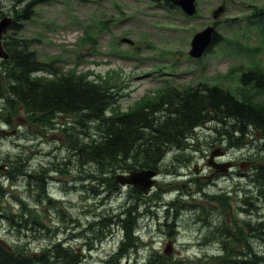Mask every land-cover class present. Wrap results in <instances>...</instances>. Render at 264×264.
Here are the masks:
<instances>
[{"label": "rangeland", "instance_id": "374dc122", "mask_svg": "<svg viewBox=\"0 0 264 264\" xmlns=\"http://www.w3.org/2000/svg\"><path fill=\"white\" fill-rule=\"evenodd\" d=\"M12 4L13 0H0V11L10 13ZM220 5L224 7V13L213 21L211 11ZM251 5L264 7V0H196L197 11L193 17L184 16L179 9L165 4L163 0H55L37 5L35 15L21 23L23 27L17 34L13 35L9 29L3 38L5 40L12 35L36 40L31 49L37 53L39 60L55 59V65L64 71L74 68L76 74H86L91 80H97V76H110L116 92L114 107H118L119 111H127L143 98H151L163 87L181 88L198 83L219 86L239 100L247 97L255 103H263L264 93L241 86L238 73H234L240 66L243 69L256 65L264 68V38L256 31V26L249 24L244 17L250 13ZM213 23H216V33L225 37L226 41L220 45L213 44L204 56L193 60L188 55L192 36ZM85 32L91 33L95 40L85 44ZM123 39L130 40L132 44ZM73 118L59 115L55 129L45 131L22 125V120L10 126L12 128L2 126L9 131L16 129L18 133L15 137L0 138V181L10 192L6 203L12 212L19 210L10 205L15 203L17 196L23 197L31 207L34 204L29 199V178L20 176L13 182L5 178L9 161H13L15 156L26 159L30 172L42 166L51 167L52 164H57L63 171L47 173L46 185L51 198L57 202L55 207L37 206L33 212L47 229L35 232L11 228L2 219L0 239L9 246H23L31 253L62 242L63 246L80 255L79 264H101L117 252L123 234L110 226V230L106 229V238L99 242L91 240L89 226L101 214L118 212L125 205L130 187H124L121 194L113 193L107 197L101 186H96L93 191L79 179L83 171L90 173L94 167L85 165L81 169L73 164V160L64 165L68 162L69 153L59 128L73 122ZM211 128L214 124H208L204 130L195 129L194 135L189 137V141L193 140L190 147L179 152V155L190 158L186 166L178 168V164L173 162L171 167L169 163L175 160H172L175 155L165 156L162 165L167 169L176 168L179 173L176 176H159L157 184L165 192L163 195H167L143 206L136 229L143 241L117 264H139L151 249L162 256L189 264L208 263L217 245L203 243L206 226L196 221V213L190 209L183 210L177 219L173 216L167 219L163 203L171 201L173 196H168L171 193L180 195L184 202L195 198L202 203V194L198 190L202 189L206 194L208 191L211 194L224 192L223 196L231 204L232 211L238 214L236 204L244 196L242 190L253 189V185L248 186L247 176L237 175V168L232 171L234 175L224 174L211 179V170H226L208 165L209 151L217 145L222 146L225 157L234 159L237 164L243 162L242 156L254 155L256 163L264 156V148L253 133L245 138V147L236 148L229 146L223 138L217 139ZM217 158L216 162L225 161ZM194 166L202 169L196 176H206V181L200 178L199 182L184 187L187 192H183L181 185L175 187L169 184L183 183L188 179L187 175H195ZM244 173H248L247 170ZM250 215L252 219L257 217L256 214ZM258 243L255 245L264 252V246Z\"/></svg>", "mask_w": 264, "mask_h": 264}, {"label": "trees", "instance_id": "16d2710c", "mask_svg": "<svg viewBox=\"0 0 264 264\" xmlns=\"http://www.w3.org/2000/svg\"><path fill=\"white\" fill-rule=\"evenodd\" d=\"M52 1L55 0H13L10 13L0 11V19L3 16L13 18L9 29L15 35L22 29L21 23L35 15L37 5ZM249 7L251 10L244 16L245 20L256 26V31L264 38V7ZM83 39L85 44L95 40L86 32ZM34 41L12 35L3 38L8 59L0 61V127H10L22 120L24 125L45 131L55 129L57 116H73V122L59 128L69 153L64 165L73 160V164L81 169L85 165L94 167L90 173L81 171L82 175H79L81 183H86L93 191L99 185L105 189L107 197L113 193L121 194L123 188L115 183L117 173L141 169L175 172L174 168L167 169L162 165L168 151L172 148L178 153H174L172 160H175L169 163L171 167L173 162L188 164L190 158L179 155V152L190 146L188 139L194 135L195 129L208 124H214L211 129L217 139H225L229 146L245 147V138L253 133L264 148V102L255 103L247 97L239 100L219 86L198 83L181 88L163 87L151 98H143L127 111H119L114 107L116 92L110 76H97V80H91L86 74H76L74 68L59 69L55 59L41 61L31 49ZM225 41V37L215 34L212 45ZM241 67L233 71L238 73L240 85L264 93V68L258 65L247 69ZM9 162L6 180L13 182L20 176L29 178V199L34 202V208L23 197L12 196L16 201L10 205L19 209L12 212L6 203L10 192L0 181V220L4 219L11 228L35 232L47 229L33 212L37 206L55 207L57 202L51 198L46 185L47 173H62L63 170L52 164L53 167L42 166L30 172L26 159L20 155ZM247 180L253 190L250 193L242 190L244 196L236 204L238 214L232 211L224 192L211 194L208 191L206 194L202 189L198 190L203 196L200 198L202 203L194 199L184 202L178 197L166 208V217L170 219L172 216L176 219L185 209L194 210L196 221L206 226L203 243L217 245L207 264H264V252L255 245L259 242L264 246V156L258 163L254 159ZM160 199V192L144 196L130 187L125 205L118 212L94 218L89 226L91 240L103 241L110 226H116L123 234L117 252L101 264H117L130 251L137 249L141 243L135 236L137 221L142 215L140 211L144 205ZM250 214H256V219ZM79 256L62 242L31 253L23 246L7 247L0 239V264H79ZM139 264L189 263L162 256L151 249Z\"/></svg>", "mask_w": 264, "mask_h": 264}, {"label": "water", "instance_id": "95a60500", "mask_svg": "<svg viewBox=\"0 0 264 264\" xmlns=\"http://www.w3.org/2000/svg\"><path fill=\"white\" fill-rule=\"evenodd\" d=\"M170 2L172 5L177 6L181 9V11L187 16H193L196 12L195 1L196 0H166ZM224 12L223 6L217 7L212 11L211 16L214 20H216L221 14ZM12 19L10 17H3L0 19V58L7 59L8 55L4 51L1 39L3 34L7 31L9 26L12 24ZM215 33V29L212 26L206 27L204 30L197 32L190 42V50L188 55L193 59L200 58L203 53L210 46L212 37ZM125 42L130 43L128 40H124ZM15 132H10V134H14ZM215 154L212 153L210 155L208 165L217 169L218 166L223 165L227 167L229 164H215L212 161L214 160ZM195 173H198L197 170H194ZM156 176V172L152 170H139V171H131L128 174L118 175L116 177L115 182L121 185H132L134 188L142 192L143 194H148L151 187L154 185L155 181L152 180Z\"/></svg>", "mask_w": 264, "mask_h": 264}, {"label": "flooded vegetation", "instance_id": "af4514ba", "mask_svg": "<svg viewBox=\"0 0 264 264\" xmlns=\"http://www.w3.org/2000/svg\"><path fill=\"white\" fill-rule=\"evenodd\" d=\"M211 153H214L215 155H219V157L217 158L218 160L219 159L220 160L224 159L225 160L224 162L231 163L230 169H228L226 172H217V171H213V170L210 169L211 170V172H210V178L211 179H215V177H218V176H223L224 174L225 175H227V174L234 175L232 171L235 168H237L239 170V172L237 173L238 176H241V175L243 177L244 176H248L250 168H251V166L253 164V161L255 159L254 155L253 156H242L241 159L243 160V162L237 164L234 159H228V158L225 157L226 156V152L224 151L222 146H219V145H217L215 147H212L211 150L209 151L208 155H210ZM218 162L220 163V161H218ZM218 168H222V167L219 166ZM240 168H243V171H241ZM246 170H247L248 173H244V171H246ZM199 171L201 172L202 169H200ZM229 172H231V173H229ZM159 175H160V173H159ZM187 176H188V179L185 180V182L179 183V184L178 183L174 184V186H176V187L178 185H181L182 188H183V192H187V190H188V189H185L184 187H188V185L194 184L195 182H199L200 178H201L202 181H206V176H196V175H191V174L187 175ZM247 184H248V186L251 185L250 182L247 183ZM157 188H159L158 185H157ZM248 188H250V187H248ZM252 190L253 189H249V190L244 189L243 191H245L247 193H250Z\"/></svg>", "mask_w": 264, "mask_h": 264}, {"label": "bare ground", "instance_id": "6f19581e", "mask_svg": "<svg viewBox=\"0 0 264 264\" xmlns=\"http://www.w3.org/2000/svg\"><path fill=\"white\" fill-rule=\"evenodd\" d=\"M82 126V125H81ZM87 127V126H86ZM68 131V130H67ZM19 160V159H18ZM21 168V167H20ZM17 169V168H16ZM100 170V169H99ZM108 175V174H107ZM1 214V213H0ZM25 221V220H24ZM255 225V224H254Z\"/></svg>", "mask_w": 264, "mask_h": 264}]
</instances>
